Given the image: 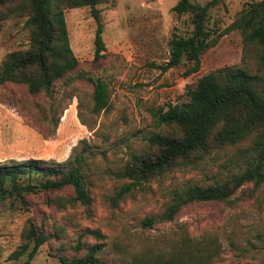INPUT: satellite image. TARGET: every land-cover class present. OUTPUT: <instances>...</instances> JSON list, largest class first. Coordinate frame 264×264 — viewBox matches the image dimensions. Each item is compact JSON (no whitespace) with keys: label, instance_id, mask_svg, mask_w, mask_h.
Masks as SVG:
<instances>
[{"label":"rangeland","instance_id":"obj_1","mask_svg":"<svg viewBox=\"0 0 264 264\" xmlns=\"http://www.w3.org/2000/svg\"><path fill=\"white\" fill-rule=\"evenodd\" d=\"M179 1L108 0L96 6L106 47L98 60L93 9L68 10L71 48L79 60L71 73L74 81L57 82L51 97L32 95L21 84L0 85V165L28 160L70 165L84 151V174L92 199L89 206L67 203L75 196L69 186L25 194L24 200L7 194L0 202V264H60L62 256H83L90 245L101 243L87 233L96 230L105 236L103 264H131L146 251H169L185 237L198 241L206 236L222 245L214 264H264V184L259 189L244 185L230 202L193 203L174 222H157L152 229L142 226L147 218L159 219L188 187L229 179L237 171L231 162L237 149H214L204 162L166 173L118 198L131 183L119 177L131 158L153 153L149 146L153 135L177 132L157 122L160 109L187 102L189 88L209 73L232 66L258 69V50L245 48L240 31H226L249 3L262 0H223L211 10L209 26L224 36L202 57L201 70L188 76L192 64L187 61L165 70L173 36L188 37L193 31L189 16L173 11ZM27 19L0 18V68L9 54L29 48ZM87 78L100 79L107 86L108 110L93 112L94 86ZM23 183L40 180L24 179ZM31 226L49 240L28 263V254L19 259L15 254ZM79 239L84 248L77 253Z\"/></svg>","mask_w":264,"mask_h":264},{"label":"trees","instance_id":"obj_2","mask_svg":"<svg viewBox=\"0 0 264 264\" xmlns=\"http://www.w3.org/2000/svg\"><path fill=\"white\" fill-rule=\"evenodd\" d=\"M222 1L196 5L192 0H181L174 7L173 11L179 16H189L193 31L188 37L173 36L165 70L184 61L192 64L188 76L201 70L202 57L224 36L209 26L211 10ZM107 3L108 0H0V18L27 16L26 25L31 31L29 48L6 57L0 68V85L21 84L32 95L51 97L57 82L65 80L66 85L71 84L74 81L71 73L77 69L79 60L71 48L66 12L83 7L93 9L98 24L95 36V59L98 60L106 47L103 24L95 7ZM234 30L242 33L246 49L258 50L257 71L232 66L209 73L194 88H189L187 102L160 109L155 115L157 122L164 127H174L177 132L153 135L149 139L153 153L131 158L119 174L121 179L131 183L123 187L118 198L166 173L204 162L214 149H237L231 160L237 171L222 183L188 187L173 198L159 219H145L144 228L152 229L157 222H174L181 210L193 203L230 202L244 185L252 184L254 189H259L264 184V0L249 3L226 34ZM87 80L94 86L93 112L100 114L108 110L105 83L100 79ZM85 159L83 151L70 165L52 166L44 160L0 165V202L7 199V194L24 200L25 194L58 191L69 186L75 196L66 202L89 206L92 199L85 180ZM24 179H39L40 183L24 184ZM87 233L101 243L90 245L83 256H62L60 264H103L100 255L106 246L102 242L105 236L99 230ZM48 240L43 231L31 226L23 234L16 259L28 254L27 262H31ZM83 248L79 239L75 250L80 253ZM221 253L222 245L211 236L198 241L185 237L169 251L149 250L136 255L131 264H214Z\"/></svg>","mask_w":264,"mask_h":264}]
</instances>
